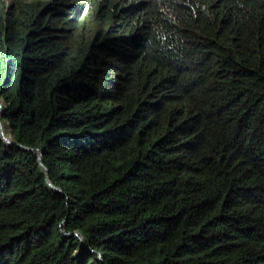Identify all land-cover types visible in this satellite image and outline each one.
<instances>
[{"label":"trees","instance_id":"16d2710c","mask_svg":"<svg viewBox=\"0 0 264 264\" xmlns=\"http://www.w3.org/2000/svg\"><path fill=\"white\" fill-rule=\"evenodd\" d=\"M43 1L0 0V118L47 168L0 134V264H264V0H168L161 21L132 18L146 89L116 120L148 108L154 122L91 169L76 99L105 50L83 37L105 25L75 15L36 68ZM116 120H99L101 142Z\"/></svg>","mask_w":264,"mask_h":264},{"label":"clouds","instance_id":"9594fccd","mask_svg":"<svg viewBox=\"0 0 264 264\" xmlns=\"http://www.w3.org/2000/svg\"><path fill=\"white\" fill-rule=\"evenodd\" d=\"M168 0H44V5L40 9V28L35 37L34 44L29 47L31 56L35 67L41 66L44 61L53 56V43L57 37L63 35L67 30L68 20L75 15L80 17V21L85 24L98 23L105 25L104 33L86 34L83 39L90 41L88 50H96L100 47H105L101 55L100 61L92 66L95 58L89 57L87 60L86 70L89 78L91 71L95 79L94 87L90 91V98L88 102H84V97L76 99L78 107H84L80 115L77 116V123L75 126V133L79 139V146L85 152V161L87 169L97 166L105 159L111 157L123 148L129 142V138H138L139 133L144 132V128L154 122V114L149 112L148 108H134V116L127 120H116L117 115L123 113L122 110L125 105H131L133 98V107L136 106L139 100L137 97L145 94L146 85L143 81L146 76V68L137 69L135 64L137 62L136 50L140 45V41L136 38L129 39L130 30L127 27L128 23H132V18L141 14L142 9L154 8L158 14L159 21H161L164 14L165 6ZM74 41V40H72ZM75 42V41H74ZM130 47L128 48V45ZM162 62L158 60L152 65L157 71H166L161 68ZM156 71V72H157ZM167 72V71H166ZM3 103L0 101V115L2 113ZM130 109V108H129ZM133 109V108H132ZM143 109V110H141ZM138 110H140L138 112ZM83 111L86 113L83 114ZM106 115H110V119L117 122V129L114 134L101 142L99 128V120ZM103 116L102 118H100ZM127 118V116H124ZM100 118V119H99ZM113 122V123H114ZM108 125H114V124ZM109 129V128H108ZM0 134L1 137L8 143L17 144L21 147L37 152V159L43 162L42 154L43 148L33 146L31 144L19 143L13 140L5 131L3 122L0 118ZM116 137L114 143L110 147L98 148V145H103ZM98 144V145H97ZM102 155L104 158L101 161H96L97 155ZM98 160L100 157L98 156ZM41 165V164H40ZM45 165V164H44ZM46 167V166H45ZM43 168V167H42ZM47 169V168H43ZM48 180L51 184L48 183ZM46 181L53 189L60 191L61 188L55 185L46 175ZM61 221V223H63ZM63 233H68L63 230ZM86 247L82 236L73 231ZM89 248V245L88 247ZM90 250L94 251L93 248ZM98 255L102 258L99 251Z\"/></svg>","mask_w":264,"mask_h":264},{"label":"rangeland","instance_id":"374dc122","mask_svg":"<svg viewBox=\"0 0 264 264\" xmlns=\"http://www.w3.org/2000/svg\"><path fill=\"white\" fill-rule=\"evenodd\" d=\"M114 140H116V137H114L113 139H111L110 141H108V142H104V144L103 145H98V148L100 147V149L101 148H106V145H109L110 147L112 146V144L114 143ZM98 156L100 157V160H98ZM104 157L100 154V155H97L96 157H95V159H96V161H101L102 159H103ZM64 223V222H63Z\"/></svg>","mask_w":264,"mask_h":264},{"label":"water","instance_id":"95a60500","mask_svg":"<svg viewBox=\"0 0 264 264\" xmlns=\"http://www.w3.org/2000/svg\"><path fill=\"white\" fill-rule=\"evenodd\" d=\"M40 164L43 168H46L45 165L42 163V161H40ZM48 183L51 184V182L48 180ZM86 247H88V245L86 244Z\"/></svg>","mask_w":264,"mask_h":264}]
</instances>
